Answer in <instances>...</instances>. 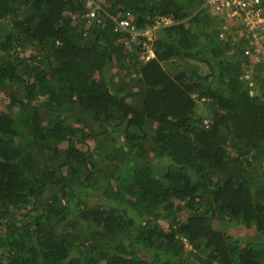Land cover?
<instances>
[{"label": "trees", "instance_id": "trees-1", "mask_svg": "<svg viewBox=\"0 0 264 264\" xmlns=\"http://www.w3.org/2000/svg\"><path fill=\"white\" fill-rule=\"evenodd\" d=\"M91 1L0 0V264H264V62L202 0Z\"/></svg>", "mask_w": 264, "mask_h": 264}, {"label": "built area", "instance_id": "built-area-1", "mask_svg": "<svg viewBox=\"0 0 264 264\" xmlns=\"http://www.w3.org/2000/svg\"><path fill=\"white\" fill-rule=\"evenodd\" d=\"M202 2L203 7L209 9L211 14L222 19L223 23L220 29L222 31L219 34L221 39H226L224 31L232 30L235 34L233 41L238 39L245 41L243 56L250 58L252 64L264 62V0H202ZM86 8L88 12L85 18L88 24L95 21L100 24L103 15H108L91 0H87ZM129 16L128 12L118 13L114 18L116 20L115 31L127 34L124 45L127 48H131V44L140 46V50L143 51L141 58L148 61L154 57L152 51L153 32L169 25L171 21L162 19L157 21L153 28L135 30ZM203 124L209 127L210 122L205 120Z\"/></svg>", "mask_w": 264, "mask_h": 264}, {"label": "rangeland", "instance_id": "rangeland-1", "mask_svg": "<svg viewBox=\"0 0 264 264\" xmlns=\"http://www.w3.org/2000/svg\"><path fill=\"white\" fill-rule=\"evenodd\" d=\"M143 62H145L146 60L144 59H141ZM194 62H192L193 64ZM178 65V63L175 64V66ZM207 71V68L203 65H199L198 67V73L199 74H204L206 73ZM252 75H254V72L253 71H250V73L247 75V80L248 81H251L252 84H257L253 79H252ZM202 109V108H201ZM205 109V108H203ZM150 123V122H149ZM154 127V124L153 123H150L147 125V131L149 129V132L151 130V128ZM114 136H118V138L122 139L121 135L117 134V133H113ZM105 139V138H104ZM103 137H94V138H89L87 140H85L84 142L89 144L90 147L93 149L95 147L96 144H101V142L103 143ZM110 139L111 138H107V141L110 142ZM63 146L66 147V145L62 144ZM61 145V146H62ZM96 148V147H95ZM98 153H101L103 154L101 151L99 152V150H97ZM91 200H89L88 202L90 203V205H97V206H101L103 205V201L101 199V196L98 195V194H92L91 197L89 198ZM214 227L217 229V230H220V231H223L226 235H234V236H237V237H240L241 233L240 232V229L238 226L236 225H231V224H227L225 226H223L222 228L220 226H218V224H214ZM241 241L243 242V239H241Z\"/></svg>", "mask_w": 264, "mask_h": 264}, {"label": "crops", "instance_id": "crops-1", "mask_svg": "<svg viewBox=\"0 0 264 264\" xmlns=\"http://www.w3.org/2000/svg\"><path fill=\"white\" fill-rule=\"evenodd\" d=\"M86 3H87V0H86ZM85 7H86V5H85Z\"/></svg>", "mask_w": 264, "mask_h": 264}]
</instances>
